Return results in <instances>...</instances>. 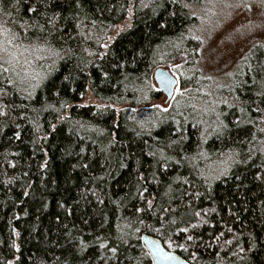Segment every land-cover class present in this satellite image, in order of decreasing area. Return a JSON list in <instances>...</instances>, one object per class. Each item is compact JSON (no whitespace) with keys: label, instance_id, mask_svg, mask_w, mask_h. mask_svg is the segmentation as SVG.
Listing matches in <instances>:
<instances>
[{"label":"trees","instance_id":"obj_1","mask_svg":"<svg viewBox=\"0 0 264 264\" xmlns=\"http://www.w3.org/2000/svg\"><path fill=\"white\" fill-rule=\"evenodd\" d=\"M204 1L5 0L0 20L39 23L54 55L34 62V88L0 73V264H155L144 233L191 264H264V45L209 80L192 11ZM180 62L221 136L205 140L187 104H155L154 70ZM198 145L211 159H192ZM220 152L243 162L206 182L196 170Z\"/></svg>","mask_w":264,"mask_h":264},{"label":"rangeland","instance_id":"obj_2","mask_svg":"<svg viewBox=\"0 0 264 264\" xmlns=\"http://www.w3.org/2000/svg\"><path fill=\"white\" fill-rule=\"evenodd\" d=\"M245 4L250 7H245ZM192 11L198 17L195 32L201 40L198 69L209 80L229 82L237 64L246 53L255 44L264 45V4L260 0H205L201 5L193 7ZM164 67L170 68L178 79L180 76L185 79L189 75L181 62ZM154 84L157 87L155 82ZM204 92V88L193 90L192 87L178 85L172 99L168 100L162 93V97L155 104L164 109L187 104V113L199 118L202 116V126L206 129L210 120L208 115L220 117L221 114L217 112V105L211 111L210 101L202 100ZM209 93L210 99H215L213 93ZM92 102L89 95L83 101L85 104ZM206 108L209 111L205 112Z\"/></svg>","mask_w":264,"mask_h":264},{"label":"snow or ice","instance_id":"obj_3","mask_svg":"<svg viewBox=\"0 0 264 264\" xmlns=\"http://www.w3.org/2000/svg\"><path fill=\"white\" fill-rule=\"evenodd\" d=\"M79 0H77V3ZM19 3V0H11L10 7L15 9L16 5ZM261 4H264V0H260ZM5 0H0V11H3L6 16H11V12H7L4 9ZM245 7H250L245 4ZM29 12H36L35 8H28ZM15 23H19V21H15ZM48 24H53V21L49 19L47 21ZM23 31H16L15 27H8L7 23L3 20H0V73H11L15 75L21 82L32 80L36 83L31 84V87H36L44 79V76L41 73L35 71L33 67L34 62L44 59V54L54 55L51 48L48 47V38L43 35L44 27L39 23H29L25 21L23 24L19 25ZM30 29H38L39 35L35 37H30L28 35ZM28 57H31L29 59ZM264 70V69H262ZM23 73V75H22ZM7 83L13 84L14 81L12 79H8ZM2 91V90H0ZM158 107V106H157ZM167 111V108L164 109ZM205 112L209 111V109H204ZM214 111V110H213ZM243 111V110H241ZM259 111V110H257ZM201 124L204 121H200ZM249 123H252L250 120ZM227 128V125L223 123V121L219 120L217 116L216 121L213 124H210L208 128L201 133L205 140L210 135H216L217 137L221 136L224 130ZM260 132H264V128L260 129ZM183 134L180 133L179 140L173 141L172 143H178L183 140ZM255 138V137H253ZM198 152L192 159H196L197 157L208 160L211 157L208 155L203 148L198 145ZM261 152H264V147L259 149ZM239 153L235 152H220L218 153L217 160L214 161L215 167L209 166L207 170H196L197 174L205 179V181L220 179L221 176H227L229 174L230 169L238 163H242L237 159ZM187 159V157H185ZM219 169V171H217ZM257 179H264L260 174H257ZM27 195V193H25ZM151 204V202H149ZM139 211V209H137ZM199 215V213H196ZM191 227H196V225H191ZM188 229H184L186 232ZM223 236V233L219 234ZM188 240H192L193 237L189 235L187 237ZM226 244H231L232 240L229 239L225 242ZM181 247H183L181 245ZM113 252L116 249H112ZM241 252L244 251L243 248L240 249ZM11 264V262H9Z\"/></svg>","mask_w":264,"mask_h":264},{"label":"water","instance_id":"obj_4","mask_svg":"<svg viewBox=\"0 0 264 264\" xmlns=\"http://www.w3.org/2000/svg\"><path fill=\"white\" fill-rule=\"evenodd\" d=\"M153 80L160 92L170 100L179 85L178 77L168 67L159 66L154 70ZM142 240L155 264H191L178 252L170 250L158 239L146 233Z\"/></svg>","mask_w":264,"mask_h":264},{"label":"bare ground","instance_id":"obj_5","mask_svg":"<svg viewBox=\"0 0 264 264\" xmlns=\"http://www.w3.org/2000/svg\"><path fill=\"white\" fill-rule=\"evenodd\" d=\"M243 234V233H242Z\"/></svg>","mask_w":264,"mask_h":264}]
</instances>
